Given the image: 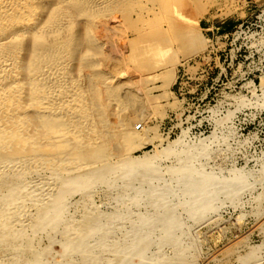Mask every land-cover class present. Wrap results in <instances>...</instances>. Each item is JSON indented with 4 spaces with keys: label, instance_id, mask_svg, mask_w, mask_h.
<instances>
[{
    "label": "rangeland",
    "instance_id": "374dc122",
    "mask_svg": "<svg viewBox=\"0 0 264 264\" xmlns=\"http://www.w3.org/2000/svg\"><path fill=\"white\" fill-rule=\"evenodd\" d=\"M36 3L33 29H56L37 45L64 56L105 154L126 153L123 122L145 141L128 157L153 159L149 170L79 176L59 205L52 167L26 175L37 197L16 210V229L44 264H264V0ZM47 204L58 223L33 233ZM90 222L83 249L62 253L67 224Z\"/></svg>",
    "mask_w": 264,
    "mask_h": 264
},
{
    "label": "bare ground",
    "instance_id": "6f19581e",
    "mask_svg": "<svg viewBox=\"0 0 264 264\" xmlns=\"http://www.w3.org/2000/svg\"><path fill=\"white\" fill-rule=\"evenodd\" d=\"M36 1L0 0V253L8 251L10 254L6 256L12 254L9 262L1 258L3 263L6 262L4 264H44L45 253L33 251L25 228L16 229L15 223L16 210L29 199L32 201L37 197V191L35 194L28 191L29 184L24 183V179L36 170L39 163L42 167L53 168L51 176L61 191L54 202L50 200L56 205L61 203L65 193L76 190L74 179L79 176L109 175L125 166L131 170L153 167V159L147 155L137 159L128 157L127 152L145 143L141 133L128 128L129 123L120 122L115 131V137L126 153H119L113 163V157L105 154L103 148L109 143L101 141L100 132L99 136L94 133L96 126L93 129L89 117L82 114L88 108L86 98L80 86L68 84L64 56L52 59V55L49 56L51 51L48 52L50 48L37 45L38 42L48 41V37L56 36V29H53V22L33 29ZM62 6L64 9L65 3ZM63 21L60 19L56 23L63 25ZM31 39L32 44L24 47L23 41ZM22 56L26 60L23 61ZM109 132L107 130L106 134ZM197 180L201 182V178ZM43 206L28 226L33 233L58 223L55 215L58 206L55 208L53 205L51 209V205ZM97 225L90 222L83 224L80 230H74L67 224V229L63 231L64 240L58 249L68 255L76 254L83 249L84 238Z\"/></svg>",
    "mask_w": 264,
    "mask_h": 264
}]
</instances>
